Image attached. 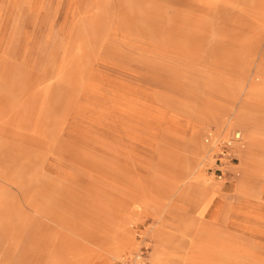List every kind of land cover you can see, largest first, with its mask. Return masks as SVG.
<instances>
[{
    "label": "rangeland",
    "instance_id": "1",
    "mask_svg": "<svg viewBox=\"0 0 264 264\" xmlns=\"http://www.w3.org/2000/svg\"><path fill=\"white\" fill-rule=\"evenodd\" d=\"M138 263L264 264V0H0V264Z\"/></svg>",
    "mask_w": 264,
    "mask_h": 264
},
{
    "label": "built area",
    "instance_id": "2",
    "mask_svg": "<svg viewBox=\"0 0 264 264\" xmlns=\"http://www.w3.org/2000/svg\"><path fill=\"white\" fill-rule=\"evenodd\" d=\"M204 143L209 155L211 154L207 171L217 179H227L229 175L231 176V171L227 169L228 165L236 166L238 155L244 148L241 132L225 126L219 131L207 132L204 136Z\"/></svg>",
    "mask_w": 264,
    "mask_h": 264
},
{
    "label": "bare ground",
    "instance_id": "3",
    "mask_svg": "<svg viewBox=\"0 0 264 264\" xmlns=\"http://www.w3.org/2000/svg\"><path fill=\"white\" fill-rule=\"evenodd\" d=\"M235 116L237 117V119H239L240 121L246 123V125H250V121L252 120L251 118L254 117L255 111L252 108V106L250 105V103L246 100L243 99L240 102V106L238 108H235L234 111ZM212 117V119L214 118V114H212L211 112H208L206 118H205V122L202 126H204L206 123H208L210 121V118ZM172 121V120H171ZM181 121V120H180ZM179 124V123H178ZM190 127V126H189ZM172 128V127H171ZM188 129V128H187ZM192 130V129H191ZM193 131V130H192ZM199 131L200 128L196 127L194 128V131L191 135V139H190V145L193 149V154L196 156L198 154V152L200 150H202L201 145H199ZM185 134V133H184ZM206 147L204 146V149ZM165 162V161H164ZM166 164V163H165ZM197 164L196 159L195 158H191L186 164V172L187 175L189 177H192L193 175H195V177H193V179L195 180H200L203 183V187H205L208 192L210 193V191H215V192H219L218 189L214 188L215 184H210V182H208V179H206L204 177V175H202V170H197V167H195ZM197 174V175H196ZM192 175V176H191ZM246 181V180H245ZM244 181V182H245ZM222 201V200H221ZM218 208V207H217ZM202 210H200L199 212H201ZM200 214V213H199ZM124 235V234H122ZM191 252V251H190ZM189 255V254H188ZM203 255V254H202ZM212 258V257H211ZM219 261V260H218ZM193 263V262H192ZM225 263V262H224ZM139 264V263H138ZM195 264V263H194ZM215 264V263H214Z\"/></svg>",
    "mask_w": 264,
    "mask_h": 264
},
{
    "label": "crops",
    "instance_id": "4",
    "mask_svg": "<svg viewBox=\"0 0 264 264\" xmlns=\"http://www.w3.org/2000/svg\"><path fill=\"white\" fill-rule=\"evenodd\" d=\"M207 114H208V112L205 114V116L202 118L203 119V121H201L199 124H197L196 125V127H198V128H201V126L204 124V122H205V118H206V116H207ZM208 197V196H207ZM206 197V198H207ZM202 207H204V203H202ZM199 212V211H198Z\"/></svg>",
    "mask_w": 264,
    "mask_h": 264
}]
</instances>
